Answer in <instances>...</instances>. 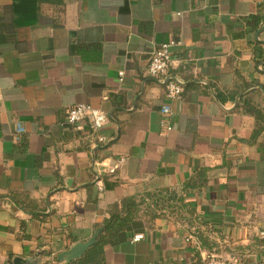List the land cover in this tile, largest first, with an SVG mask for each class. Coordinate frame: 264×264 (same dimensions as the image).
Masks as SVG:
<instances>
[{"label": "crops", "instance_id": "1", "mask_svg": "<svg viewBox=\"0 0 264 264\" xmlns=\"http://www.w3.org/2000/svg\"><path fill=\"white\" fill-rule=\"evenodd\" d=\"M171 40L174 102L148 74ZM79 103L107 114L98 133L65 123ZM159 193L170 209L102 264L264 258V0H0V264H65L114 205Z\"/></svg>", "mask_w": 264, "mask_h": 264}, {"label": "built area", "instance_id": "2", "mask_svg": "<svg viewBox=\"0 0 264 264\" xmlns=\"http://www.w3.org/2000/svg\"><path fill=\"white\" fill-rule=\"evenodd\" d=\"M177 44L178 42L171 40L154 47L150 51L148 64L149 76L160 80L166 85V98L169 102L181 99L183 93V82L170 73V69L173 67L172 51L173 47ZM118 76L119 80L123 81L125 76L124 71H120ZM162 112L165 115L163 121L164 128L166 130H171L172 125L168 119L171 115L170 106L164 105ZM107 119L108 116L103 110L94 108L86 103H79L66 110L65 123L78 131H84L88 126L90 132L95 134L101 130ZM25 131L24 126L18 122L14 131V139L17 142L20 141ZM261 235L264 236V229ZM142 238V235H136L134 240L138 241ZM205 264H264V258L257 262H252L235 256L226 257L216 252H210L206 256Z\"/></svg>", "mask_w": 264, "mask_h": 264}, {"label": "trees", "instance_id": "3", "mask_svg": "<svg viewBox=\"0 0 264 264\" xmlns=\"http://www.w3.org/2000/svg\"><path fill=\"white\" fill-rule=\"evenodd\" d=\"M260 20L259 18H256ZM168 195L147 194L139 198H126L114 205L109 219L99 226L102 231L98 242L92 246L76 264H102L104 246L109 240L114 239L118 234L129 227V225L139 217L142 210L153 213L154 208L167 210L172 203Z\"/></svg>", "mask_w": 264, "mask_h": 264}, {"label": "water", "instance_id": "4", "mask_svg": "<svg viewBox=\"0 0 264 264\" xmlns=\"http://www.w3.org/2000/svg\"><path fill=\"white\" fill-rule=\"evenodd\" d=\"M101 229H98L94 235L85 242H79L72 246L69 250L61 253L58 257L60 262L65 264H72L75 260L81 258L92 246L98 242V238L101 233ZM14 264H39L37 261L28 259L23 260L22 258H15Z\"/></svg>", "mask_w": 264, "mask_h": 264}]
</instances>
